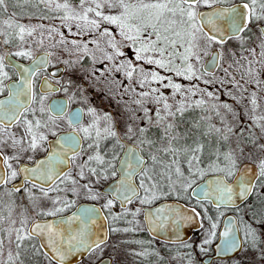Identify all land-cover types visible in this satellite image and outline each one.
<instances>
[{"label": "snow or ice", "instance_id": "6c2138e0", "mask_svg": "<svg viewBox=\"0 0 264 264\" xmlns=\"http://www.w3.org/2000/svg\"><path fill=\"white\" fill-rule=\"evenodd\" d=\"M16 2L19 6L20 0ZM40 2L51 7L53 0ZM79 7L82 11L76 12L67 2L55 4L56 10H64L65 22H77L73 36L92 37L89 41L68 40L56 28H49L50 34L55 32L60 37L58 43L65 46L63 50L70 57L75 56L62 63L72 67L80 63L82 57L90 56L93 67L90 73L86 70V74L96 77L99 73L109 90L116 85L121 96L131 90L135 95L130 102L136 109L125 108L128 119L140 120L134 113L142 111L146 126L127 124L122 137L112 114L99 116L94 108H89L92 120L85 126L82 110L72 111L61 101L49 103L51 93L59 89L49 86L45 90L42 86L38 94L34 80L47 67L53 53L34 57L31 45L27 49L23 45L25 36L32 37L36 28L15 23V12L3 20L0 43L7 46L18 39L20 45L17 51L0 54V264H25V259L33 257H40L48 264H72L77 254L97 249L102 252L108 233L105 231L100 238L93 226L99 228L98 221L108 217H101L99 208L81 206L71 215L63 214L76 206L68 193L79 196L84 191L88 199L98 201L103 193L94 191V185L109 177L119 175L108 193L112 198L102 205L107 210H111L115 199L132 203L135 198L141 205H151L169 196L180 198L188 194L189 189L202 194L204 199L227 204L233 202L234 195L240 199L251 195L257 182L264 188V158L256 165L258 172L249 175L250 169L246 165L241 167L245 158L250 159L242 141L227 151L215 148L204 159L203 139L214 137L217 143L228 141L230 134H235L228 117L235 118L237 111L231 104L221 102L219 95L193 83L218 84L239 103L232 93V89H236L241 98L248 99L251 113L256 112L257 91H251L250 97H244V93L252 86L264 91V0H79ZM7 12L8 0H0V15ZM90 13L94 18L89 17ZM228 41L237 42L239 57L235 51L224 47ZM36 43L43 46L44 41ZM89 43L95 44V49H90ZM244 52L248 55H243ZM11 57L27 58L32 65L15 64ZM205 57H211V71L203 63ZM226 58L231 62L225 67ZM97 63L104 67H96ZM9 65L18 73L12 84L5 83L12 79L5 70ZM216 68L222 69L219 77L215 76ZM121 72L129 82L123 88L120 87L122 82L111 77L112 73ZM106 73L109 76L106 77ZM208 76L212 79H205ZM173 77L190 84L175 82ZM133 84L142 90L137 92ZM145 86L147 90H143ZM162 89H170L171 95H165ZM63 90L67 92L66 88ZM197 95L200 98L193 100ZM194 109L204 114L190 126L183 127L185 113ZM214 117L218 118L220 126L210 122ZM249 119L264 132V123H261L264 115H250ZM101 120L103 130L99 126ZM62 126H66L63 134ZM151 128L158 130L157 139L149 138ZM125 139L133 141V145L126 144ZM109 140L111 146L105 143ZM145 146L147 159L142 155ZM258 148L264 153V143ZM41 152L44 158L36 159ZM206 176L210 179L197 185V193L193 185ZM233 177L235 181L230 184ZM135 178H139L138 184ZM17 180L20 182L16 183ZM37 190L40 195H36ZM22 192L27 205L17 203L16 194ZM140 211L137 208L131 215L135 217ZM191 211L199 216L194 208ZM127 214L125 210L124 215ZM51 217L56 219L49 220ZM119 218L112 215L113 221ZM145 218L153 232L156 231L154 218H158L160 225L167 219L177 223L179 220L175 218L192 219L171 205L149 209ZM216 228L217 224L212 223L211 231L199 245L201 251L216 237ZM134 230L123 229L124 232ZM110 231L119 230L111 228ZM245 235L255 242L256 232L251 227ZM223 236L225 251L239 247L232 228L226 226ZM189 264H192L190 254Z\"/></svg>", "mask_w": 264, "mask_h": 264}, {"label": "rangeland", "instance_id": "374dc122", "mask_svg": "<svg viewBox=\"0 0 264 264\" xmlns=\"http://www.w3.org/2000/svg\"><path fill=\"white\" fill-rule=\"evenodd\" d=\"M21 1L24 2V0H21ZM57 3L61 4V2L59 0L53 1L50 9L55 10V14H52V15L50 14L49 19H43L41 16H38V17H28L27 16V17H24L23 19L16 20V23L23 24L26 27L36 28V31L33 33L32 37L25 36L26 43L23 45V47L25 49H27V47L29 45H31V49H32L34 55L41 52V51H47V52L53 53V55L50 58L51 64L62 62L63 60L75 59V56L70 57L68 55V53L63 50L65 46L63 44L58 43V41L60 40V37L55 32L50 34L48 32L49 28H56L59 32L63 33L65 38L68 40L83 39L84 41H89L92 38L91 35H87V36H83V37L73 36L72 33H74L76 31V23L77 22L76 21L65 22L62 19L63 15H64V10L63 9H59V10L55 9V4H57ZM71 7L76 12L82 11L79 7V1L77 3L72 4ZM85 7H87V5H85ZM89 17L94 18V14L90 13ZM3 20H5V19L0 18V28L4 27ZM40 25H43V28L39 27ZM69 26L71 27V32L69 31ZM246 35H250V34H246ZM41 39L44 41L43 46H38L36 41L41 40ZM0 41H2L1 38H0ZM103 43L104 42L101 41V44H103ZM54 44L56 45L55 47L52 46ZM18 45H20V41L18 43H16L15 46H12V47H8V46H5L2 43H0V54H3L5 51H13V52L17 51ZM89 46L92 47L91 49H95V47H96L95 44H93V43H89ZM68 47L70 48L71 44H69ZM224 47L226 49H228L229 51H235L237 53V57H239L241 54L239 46H238L237 42H235V41H228ZM243 55L247 56L248 53L244 52ZM207 58L208 57L204 58L203 63L205 62V60ZM90 61H91L90 56L82 57V60L80 63H77L76 65L72 66V68H74V70H75L74 74L77 75L78 77L81 76L80 72H81V70H83L85 68L84 64L88 63L89 65H91L92 61L91 62ZM230 62H231V60L226 58L223 61V64L226 67L227 64ZM92 67L93 66L91 65V69H92ZM97 67L103 68V65L99 64V65H97ZM97 75H98V73H97ZM221 75H222V69L217 68L215 70V76L219 77ZM120 76L122 77L121 88H123L124 86H127L129 84V82L124 77L122 72L120 73ZM85 77H90V75L85 73L82 75V78H85ZM173 78H174L175 82L182 83L183 85L188 86L190 84L189 81H184L182 78H179V77H173ZM237 78H239V74H237ZM205 79H212V77L208 76V77H205ZM193 83H198L201 88H206L208 91H211V92L215 93L216 95H219L221 102H227V103L231 104L236 109V111H237L236 117L235 118H233L231 116L228 117V121L230 122L232 127H233V125L239 126V125L244 123L246 118H244L243 114L240 113L239 106L226 93H224V89L220 88V86L218 84L205 85V84H203L202 81L193 82ZM153 86H156V85H153ZM132 87H135L137 92L142 90L139 88V85H137V84H133ZM66 89H73V92L70 93L69 96L71 97L73 104H78V106L82 107V109L84 111V121H83L84 125H87L92 120V117L90 115H88V109L94 108L99 116H103L105 113H109L115 117L116 121L118 122L116 125V130L120 133L121 136L124 134V131H125L127 124H133L134 127L136 124H139L141 127L146 126L144 123V120H143V112L142 111H137V113H136V116L141 117L140 120H138V121L129 120L128 119L129 113L127 111L125 113L124 109H118L117 106L110 107V104L105 103L104 101L101 100L102 95L101 96L97 95V92L94 91V89H92V88H89L85 85L84 86L80 85L78 80L76 81V77H75L73 83H71V84L68 83ZM143 90H147V86H145V89H143ZM162 91H164L165 95H169V96L171 95L170 89H162ZM251 91H257V100H258V105H259L257 110L260 111V107H264V91L257 90V89H255L254 86H252V87H249L248 93H244V97H250ZM232 93L235 96L240 95V98H241V93L239 91H237L236 89H232ZM134 95L135 94L131 93V90H129V93L124 94L122 97L124 100L125 99L127 100ZM118 97H121V95L118 94L116 96V98H118ZM199 98H200L199 95L192 97L193 100L199 99ZM177 99H179V97H177ZM241 100H242V102H244V104L246 103V106H248L249 109H251V104L249 103L248 99L242 98ZM147 106L149 108L154 107V105H147ZM111 108L115 109L116 115L113 114L115 112H113V110ZM133 108H136V107H133ZM194 110H198V112L200 111V109H194ZM189 111H193V110H189ZM151 114L154 115V113H151ZM201 115H203V113ZM213 121H214V123L217 124V126H220L218 119H216L214 117ZM99 126L101 127V130H103V127H104V121L103 120L100 121ZM149 132H151L153 134V137H155V135H154L155 133L159 134L158 130L155 128H151ZM236 132L237 131L235 130V133ZM105 143L108 146H111L112 141L109 140ZM131 144H133V143H131ZM142 154L147 159L148 149L146 146H145L144 152ZM150 163L151 162L149 161V164ZM105 183H106V180H102L99 184H95L94 185V191L100 192L99 190L102 188V186ZM138 183H139V178H138ZM141 194H143L142 190H141ZM51 195H56V194L52 193ZM80 196H82V197L84 196L82 191L80 192L79 196H73L74 198H72V199H74L77 203L79 201V199L77 200V198H80ZM107 198H104L102 195L100 200H98V201H93V200H88V201L90 203H93L96 205H99V204L103 205L106 202ZM82 201H85V200H82ZM136 203H138V202H136ZM138 204L141 205L140 203H138ZM114 209L116 210V208H114ZM113 228L118 229V230L120 229V227H113ZM141 228H142V226H140V228H139V226L136 227L134 231H131L132 234L130 231L125 232V233H119V231L113 232V235L115 238L114 237L111 238L110 241L107 243V245L102 246L103 247L102 252L98 249L95 253H93V255H91L90 260L93 261V264H95L100 258H102L104 256H108V257L112 258L111 264H114V262H115V264H135V257H134L135 253H142L143 251L135 250L132 247L133 246L132 242H134V241L138 242V240H137L138 238L136 235L134 237L133 232H135V231L139 232L141 230ZM128 229H130V228H128ZM257 229L258 230H256V231L261 238L260 241H264V225L259 226ZM246 239H248L250 242L251 237L250 236L246 237ZM5 251H7V248L5 249ZM146 255H138V257L143 256L145 258V257H147ZM148 261H149V259H148ZM187 264H189V260L187 261ZM192 264H197V263H194L192 261ZM238 264H263L262 254L260 252H249L248 249L246 251L244 250L238 256Z\"/></svg>", "mask_w": 264, "mask_h": 264}, {"label": "flooded vegetation", "instance_id": "af4514ba", "mask_svg": "<svg viewBox=\"0 0 264 264\" xmlns=\"http://www.w3.org/2000/svg\"><path fill=\"white\" fill-rule=\"evenodd\" d=\"M224 6H228V5H224ZM47 52V51H45ZM16 60L26 63L29 61V59L27 58H20V57H13ZM50 58L49 57V64L47 65L46 68H44L42 71H40L34 80V87L36 92L39 94L40 89H38L39 87V83L43 78H47L49 81H51L53 84H55L59 91H53L51 93V95L49 96V103L52 99L55 98H63L65 99L68 107L72 110L75 107H80L82 109L81 106H78V104H73L72 99H69V95L70 93L73 92V89H67V92H65L63 89L67 88L68 83H73L75 77H71L70 79H64V77L66 76L67 72V65H65L62 62H58L55 64H51L50 63ZM58 66H63L64 70L63 72L60 73L59 77H53L50 75V71L53 68H56ZM8 73L9 76L12 78L11 80H15L17 79V74L14 71L13 68L11 67H7L5 69ZM75 73V71H74ZM10 81V80H8ZM8 81H6L5 83H7ZM93 89V88H92ZM2 98V97H0ZM83 111V109H82ZM84 121V111H83V117H82V123ZM87 126V125H85ZM66 128V126H62V129L60 130L61 133H63V130ZM126 142V141H125ZM122 155V153H120ZM44 153H38L36 155V159H41L42 156H44ZM144 156V155H143ZM115 178H111L109 177V179L106 180V183L102 186V188L107 185L108 183H110L111 181H113ZM20 181L17 180L16 183H19ZM83 183V181L81 182ZM103 183V182H102ZM135 183L138 184V178H135ZM194 186V185H193ZM7 187H11V185H8ZM30 187V185H29ZM102 188L99 190L100 193ZM83 192V197L80 196V198H77V200L79 199V201L76 203V206L80 203H90L87 198V195L84 191ZM36 195H40V193L38 192V190L36 191ZM63 195V194H61ZM103 197L110 199V196L107 194L103 193ZM16 198H17V203H23V204H27V198L25 196V194L22 193H18L16 194ZM68 198L72 199L74 198L73 195L71 193H68ZM193 199V198H192ZM85 200V201H82ZM164 200H172L170 198H166V199H159L155 202H153L151 205H139V201L138 199H133L132 203H125L123 205H121L119 202L114 201L113 207L111 208V210H107L104 209L102 207V204L96 205L98 206L102 211L104 216H107L108 219L107 221V226H108V231H109V236L108 239L106 241V243L103 245H107V243L110 241L111 238V234L113 233L112 231H110L111 228L113 227H120L119 229V233H125L123 231V229L125 228H136L139 226H142L141 230L139 232H133L134 237L135 235L137 236V240L138 242H132V247L135 250H139V251H143L145 253H147V257H138V255H134L135 257V264H187V261L189 260V254L191 255V260L194 263L197 264H238V256L240 253H242V251L244 250V246L245 244L249 243V240L246 239V236L244 235V231L242 229H240V224L238 221V218L235 214L227 212L224 214H217V213H207V208L205 206L204 207V213H201L200 210L195 207V206H189L187 205L185 202L183 201H179L182 204H184L185 206L191 208V209H195L196 213H199V216L194 215V219H196L197 222L193 223L191 220H187L185 222H180L177 224V226L182 227L183 229H188V232L185 234L187 236H171V239H165V238H158V237H154L148 234V232L145 230V226H144V222H143V217H142V208L145 206H154L156 204H158L161 201ZM195 200V199H193ZM196 202L198 200H195ZM138 202V203H136ZM208 203L209 205L213 206L210 202L208 201H199V203ZM93 204V203H92ZM75 206V207H76ZM69 209L68 211H66L63 215H66L68 213H70L71 211L74 210V208ZM116 208V210L114 209ZM139 208L140 214L133 217L131 215V213L135 212V210ZM216 208H222V207H216ZM229 209V208H227ZM125 210H127V215L125 216ZM132 210V211H131ZM198 211V212H197ZM112 215H115L117 217H120L119 219L113 221L112 220ZM231 219V221L233 222V224L236 226L238 232H239V238H240V242H241V249L239 251L238 254H236L235 256L231 257V258H213L211 260H209L207 263L204 262L205 259L207 258H211L214 254V245L218 242L219 240V231L221 229V226L223 224V222L225 220ZM129 221H132V223H129ZM212 223H216L217 224V228H216V237L212 238L211 243L204 245V251L200 250L199 245L202 244L203 240L208 236V233L211 231V225ZM141 224V225H140ZM194 226H197V228H194ZM131 232V231H130ZM132 234V232H131ZM115 238V237H114ZM136 239V238H135ZM136 240V241H137ZM252 238L250 239L251 242ZM186 244L191 245V247H185ZM149 259V261H148Z\"/></svg>", "mask_w": 264, "mask_h": 264}, {"label": "trees", "instance_id": "16d2710c", "mask_svg": "<svg viewBox=\"0 0 264 264\" xmlns=\"http://www.w3.org/2000/svg\"><path fill=\"white\" fill-rule=\"evenodd\" d=\"M53 1H55V0H53ZM59 1L61 2V4L67 2L71 6L72 4L77 3L79 0H59ZM13 12L16 13V17L14 19L15 23H16V20L23 19L24 17H27V16L28 17L41 16L43 19H49L50 14L51 15L55 14V10H51L50 7L41 3L40 0H27L26 3L22 2L20 0L19 6H17L16 0H8V12L4 13L3 15H0V18L1 19H7L9 17V15ZM0 38L3 40V37H0ZM18 42H19L18 39H15L12 41L11 44H9L7 46L8 47L15 46V44ZM101 45L103 46V44H101ZM89 48L91 49L92 47L89 46ZM96 55L100 56V53L96 52ZM91 65L93 66L92 62H91ZM91 65H89L88 63L87 64L85 63L84 64L85 68L83 69L84 71L81 70V72H80L81 76H79V77L74 74V71H75L74 68L69 67L67 65V70H66L67 74L63 80L70 79L71 77L74 76V77H76V81L78 80L80 85H83V86L85 85L89 88H93L94 91L97 92V95H100V96L102 95L101 100L104 101L105 103L110 104V107L117 106L118 109H124L125 113H126V111H125L126 107L136 109V108H133V107H136V105L131 104V102H130L131 98H129L127 100L126 99L124 100L122 96L116 98V96L119 94V92L117 91L116 85H112L111 86L112 90L110 91L109 86L104 83L105 78L99 77V73H98V75L96 74V77H99V79H97L96 77H91V76L82 78V75L86 73V70L88 73H90ZM97 65H99V63H97L95 66L97 67ZM103 67H104V65H103ZM105 76L107 77V76H109V74L106 73ZM111 77H114L115 80L118 82H122V77L120 76V73H112ZM120 87H121V85H120ZM236 97L239 100V103H237L236 101L235 102L239 106L240 113L243 114V116H244V118H246V120L244 121L243 124H241L239 126L233 125L232 128L234 130V133H235V130L237 132L235 134H230V139L228 141H222L220 143H217L214 137L211 138V140H209L208 138H204L203 139V142L205 143L204 159H207L208 153L210 151L214 150L215 148H220L221 151H227L230 146H233L236 143L242 141L243 147L245 148L246 156L250 157V159L245 158L241 164V167L243 168L245 165L247 167L252 166L253 168H255V171L257 173L258 168L256 167V165L258 164L259 159L264 158V153H261V151L258 148L259 144L264 143V132H262L261 129L259 127H257L256 124L251 119H249V116L250 115H256V116L263 115L264 114V107H260V111L257 110L255 113H251V109H249V107L246 106V103L244 104V102H242V100H241L242 98H240V95H236ZM118 101H119V103H118ZM124 101H128L129 103L127 105H125ZM111 109L113 110V112H115V109H113V108H111ZM136 113H137V111L134 114L136 115ZM202 113L203 112L201 110L199 112H198V110L186 112L184 117H183V121H184L183 127L190 126V124L193 121L199 119V117ZM113 114L116 115V112ZM216 119H218V118H216ZM210 122L214 123L213 120ZM261 123H264V122H261ZM148 135L151 139H157L159 134L155 133L154 134L155 137H153V134L151 132H149ZM122 137H123V135H122ZM126 141L129 143H133V141H131V140H126ZM253 141L255 142V145L253 144ZM199 181L200 180H197V182H199ZM166 198L183 201L189 206H195L200 210L201 213H204V210H203L204 207L203 206H205L207 208V213L224 214V213L230 212V213L235 214L238 218V221L240 224V229H242L246 233V230L249 227H251L256 232L255 242H253V240H251V242H249L248 244L246 243L244 246V250L246 251L248 249L249 252H260L262 254L263 264H264V241H260L261 238L256 231V230H258L257 228L259 226L264 225V188H262L260 186L259 182H257L255 190L249 196L247 201H245L244 203H241L236 208H229V209H227V208H216V207H212L211 205H209L208 203H205V202L204 203H198L192 199V197L190 196V191L188 192V194L182 195L180 198H177L176 196H169ZM166 198H162V199H166ZM113 237H114V235L112 233L111 238H113ZM35 243H37V242H35ZM95 252H91L86 258H84L78 264H93V261H91L90 259H91V255H93V253H95ZM22 259H24V257H22ZM37 261L39 262V264H48V261H46L40 257H33L31 259H25V264H37ZM53 264H54V262H53ZM114 264H115V262H114Z\"/></svg>", "mask_w": 264, "mask_h": 264}, {"label": "water", "instance_id": "95a60500", "mask_svg": "<svg viewBox=\"0 0 264 264\" xmlns=\"http://www.w3.org/2000/svg\"><path fill=\"white\" fill-rule=\"evenodd\" d=\"M45 53H46L45 51H41V52L35 54L34 57H40V56L44 55ZM10 59L12 60L13 63L18 64V65H23L25 67H30L32 65V61L31 60H29L26 63H23V62H20V61L16 60L13 57H11ZM204 64H205L206 68H208L210 71L212 70L211 57H208L205 60ZM8 67L13 68L11 65H9ZM63 70H64L63 66H58L56 68H53L50 71V75L53 76V77H55V76L59 77L60 73L63 72ZM14 71L16 72L15 69H14ZM16 74H17V77H18V73L17 72H16ZM15 80H10L6 84H12ZM42 86H43V88L45 90H47L49 88V86H51L52 89H58V87L55 84H53L51 81H49L47 78H43L40 81L38 89L41 90ZM51 101H61V102H65L66 103L65 99H63V98H55V99H52ZM76 110H82V109L80 107H75V108L72 109V111H76ZM61 134H63V133H61ZM125 143L130 145V146L133 145V144H130V143H127V142H125ZM122 155H123V153H122ZM42 158H44V156H42L41 159ZM248 168L250 169L249 175H254L256 173L255 168H253L252 166H248ZM237 175H239V173ZM117 179H119V175H117V177L113 181H111L110 183L105 185L102 188L101 192L108 195V193L111 192L112 186L116 183ZM208 179H210V177L206 176L203 180L199 181L196 185L193 186V188L196 189L197 193L199 192V187H197V185L205 184ZM234 181H235V177H233L232 180L229 181V183L230 184L234 183ZM190 195L195 200L208 201L213 206L222 207V208H236L241 203H244L245 201H247V199L250 196V195H248L244 199H240L238 196L234 195L233 196V202L226 204V203H222V202H219V201L213 200V199H204L202 194L201 195H197L196 193H193L192 189L190 190ZM110 198H112V197L110 196ZM114 201L119 202L121 205L127 203V202L121 203L120 199H115ZM165 205H171L173 208H179L184 215L192 217L191 221L193 223L197 222L196 219H194L195 213H193L191 211L192 210L191 208L185 206L184 204H182L181 202L176 201V200H164V201H161V202H159L158 204H156L154 206L143 207L142 208V217H143L145 230L148 232L149 235L154 236V237H158V238H162V239L163 238L171 239V236H187L185 234L188 232V229H183L182 227L177 226L178 223L185 222L187 220H183V219H180V218H175L176 220H179L178 223L174 222L173 219H167L163 225L159 224L158 218H154V219H156V225H155L156 231L153 232V231H151L149 229L148 223H147L146 218H145V213L147 211H149V209L154 210L155 208L163 207ZM81 206H95L96 208H99L98 206H96L95 204H92V203H80L74 208L73 211H71L70 213L66 214L65 216L71 215L73 212L76 211L77 207H81ZM100 215H101V217H104L103 211L101 209H100ZM48 219L49 220H55L56 218L55 217H51V218H48ZM98 224L101 225V226L99 228L93 226V231L96 232L100 236V238H103V235H104L105 231H107V233H108L107 239H108L109 231H108L107 221L104 220L103 218H101L98 221ZM226 226H228V227L233 229V234L236 236L238 244H239V247L236 248L235 250H232V251H225L224 250V239L225 238L223 236V233L225 231V227ZM194 228H197V226H194ZM171 240H173V239H171ZM38 243L39 242L37 241V244ZM240 249H241V242H240V238H239V232H238L236 226L233 224V222L229 218L228 220H225L223 222L222 226H221V229L219 231V240L214 245V254H213V256L211 258L205 259L204 262L207 263L209 260H211L213 258H222V259L223 258H231V257L235 256L236 254H238ZM89 253L90 252H84V253H81V254H77L74 258H72V264H78ZM111 263H112V259L110 257H108V256H104V257L100 258L95 264H111Z\"/></svg>", "mask_w": 264, "mask_h": 264}]
</instances>
